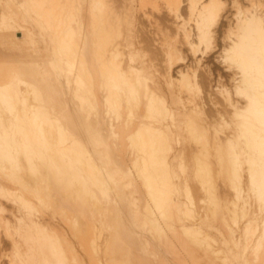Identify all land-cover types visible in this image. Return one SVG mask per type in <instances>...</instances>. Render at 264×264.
Here are the masks:
<instances>
[{
    "label": "bare ground",
    "instance_id": "6f19581e",
    "mask_svg": "<svg viewBox=\"0 0 264 264\" xmlns=\"http://www.w3.org/2000/svg\"><path fill=\"white\" fill-rule=\"evenodd\" d=\"M0 264H264V0H0Z\"/></svg>",
    "mask_w": 264,
    "mask_h": 264
}]
</instances>
